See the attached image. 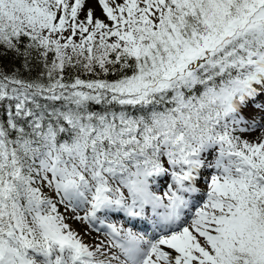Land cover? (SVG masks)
<instances>
[{"label": "snow or ice", "instance_id": "snow-or-ice-1", "mask_svg": "<svg viewBox=\"0 0 264 264\" xmlns=\"http://www.w3.org/2000/svg\"><path fill=\"white\" fill-rule=\"evenodd\" d=\"M0 264H264V0H0Z\"/></svg>", "mask_w": 264, "mask_h": 264}, {"label": "rangeland", "instance_id": "rangeland-1", "mask_svg": "<svg viewBox=\"0 0 264 264\" xmlns=\"http://www.w3.org/2000/svg\"><path fill=\"white\" fill-rule=\"evenodd\" d=\"M253 133L250 134V138H252ZM76 227H80V225H75Z\"/></svg>", "mask_w": 264, "mask_h": 264}, {"label": "bare ground", "instance_id": "bare-ground-1", "mask_svg": "<svg viewBox=\"0 0 264 264\" xmlns=\"http://www.w3.org/2000/svg\"><path fill=\"white\" fill-rule=\"evenodd\" d=\"M256 135H257V133H253L252 137H254V136H256Z\"/></svg>", "mask_w": 264, "mask_h": 264}]
</instances>
